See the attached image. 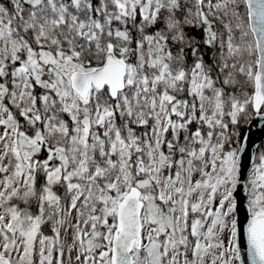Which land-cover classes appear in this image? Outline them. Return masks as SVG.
<instances>
[{
    "label": "snow or ice",
    "instance_id": "snow-or-ice-1",
    "mask_svg": "<svg viewBox=\"0 0 264 264\" xmlns=\"http://www.w3.org/2000/svg\"><path fill=\"white\" fill-rule=\"evenodd\" d=\"M264 0H0V264H264Z\"/></svg>",
    "mask_w": 264,
    "mask_h": 264
},
{
    "label": "water",
    "instance_id": "water-1",
    "mask_svg": "<svg viewBox=\"0 0 264 264\" xmlns=\"http://www.w3.org/2000/svg\"><path fill=\"white\" fill-rule=\"evenodd\" d=\"M245 132L251 136V141L255 143L264 141V121L259 116L254 117L252 122L246 125ZM239 244L241 248V260L243 264H249L246 232H244L243 227L241 228Z\"/></svg>",
    "mask_w": 264,
    "mask_h": 264
},
{
    "label": "trees",
    "instance_id": "trees-1",
    "mask_svg": "<svg viewBox=\"0 0 264 264\" xmlns=\"http://www.w3.org/2000/svg\"><path fill=\"white\" fill-rule=\"evenodd\" d=\"M245 129H246V125L244 126V131H245Z\"/></svg>",
    "mask_w": 264,
    "mask_h": 264
}]
</instances>
